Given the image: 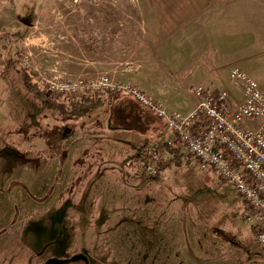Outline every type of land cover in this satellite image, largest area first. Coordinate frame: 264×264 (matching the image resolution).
I'll use <instances>...</instances> for the list:
<instances>
[{"label":"rangeland","instance_id":"374dc122","mask_svg":"<svg viewBox=\"0 0 264 264\" xmlns=\"http://www.w3.org/2000/svg\"><path fill=\"white\" fill-rule=\"evenodd\" d=\"M148 3L0 0V264H264L256 222L245 220L242 199L216 171L186 153L156 177L146 171L139 144L163 133L156 113L128 92L100 91L101 106L80 118L63 114L17 70L41 83L108 73L117 57L121 69L135 70L157 51ZM249 3L251 18L242 22L235 7L213 25L206 12L210 33L198 43L209 54L221 48L225 59L211 85H198L226 89L233 101L243 92L232 67L264 83L254 28L264 21V0ZM160 62L152 66L164 68ZM111 126L124 129L106 135Z\"/></svg>","mask_w":264,"mask_h":264},{"label":"built area","instance_id":"2783aa9c","mask_svg":"<svg viewBox=\"0 0 264 264\" xmlns=\"http://www.w3.org/2000/svg\"><path fill=\"white\" fill-rule=\"evenodd\" d=\"M230 78L242 89L240 100L233 101L226 89L195 85L190 89L193 105L188 110L171 109L135 83L108 73L75 79L43 76L42 86L46 92L67 97L90 91L130 93L164 123L163 133L143 147L150 162L146 171L156 177L160 162L176 148L202 168L213 169L233 185L243 201L245 220L256 222L257 239L264 245V84L238 66L231 68Z\"/></svg>","mask_w":264,"mask_h":264},{"label":"crops","instance_id":"0c3cea01","mask_svg":"<svg viewBox=\"0 0 264 264\" xmlns=\"http://www.w3.org/2000/svg\"><path fill=\"white\" fill-rule=\"evenodd\" d=\"M237 2L238 5L224 0H149L148 23L152 29L150 43L157 51L153 52L151 58L142 56L143 58L136 62L135 70L125 67L121 69L122 61L117 57L108 64L106 71L116 79L133 82L154 94L169 108L190 109L193 105L190 89L198 84L211 85L215 81L218 67L225 61L224 56L220 54L221 48L216 47L215 51L209 54L206 44H198L201 37L205 39L210 33L206 27L207 16L204 14L209 11V22L212 25L216 18L231 17L228 16V11L233 12L234 9L243 15L238 19L241 22L246 20L248 14L250 15L247 18H251L249 0ZM200 13L203 15L194 19ZM259 14L263 16L264 13L259 11ZM257 25L258 27L254 28L259 29L258 50L264 53V21L258 20ZM253 56L254 53L246 58ZM156 59L161 61L160 64H163L164 68L160 64L161 67L158 68L152 66ZM124 63L127 64L125 61ZM121 107V112L125 115H129L128 111L133 112L124 103ZM121 128L124 129L109 127L107 134L104 132L106 135H113V131Z\"/></svg>","mask_w":264,"mask_h":264},{"label":"trees","instance_id":"16d2710c","mask_svg":"<svg viewBox=\"0 0 264 264\" xmlns=\"http://www.w3.org/2000/svg\"><path fill=\"white\" fill-rule=\"evenodd\" d=\"M2 54H0V66L4 64ZM17 70L22 74L24 85L26 88L36 95L42 103L52 110L59 111L63 114H69L76 118H80L88 113L90 110L99 107L103 104V98L98 94L100 91H90L84 93L80 96L67 97L65 95H58L53 92H46L42 86L40 80L36 79L34 75L30 74L24 68H17ZM123 91L108 92L109 96L120 95ZM112 127V126H111ZM114 129L117 127H113ZM144 144H139V151L144 153ZM145 154V153H144ZM183 152L176 148L174 154L168 156L166 159L162 160L159 164L160 173L172 166L173 164H181L183 158ZM134 165L131 166L133 168ZM254 230L257 233V227L254 226Z\"/></svg>","mask_w":264,"mask_h":264},{"label":"flooded vegetation","instance_id":"af4514ba","mask_svg":"<svg viewBox=\"0 0 264 264\" xmlns=\"http://www.w3.org/2000/svg\"><path fill=\"white\" fill-rule=\"evenodd\" d=\"M17 53H18V55H19L20 52L17 50Z\"/></svg>","mask_w":264,"mask_h":264}]
</instances>
